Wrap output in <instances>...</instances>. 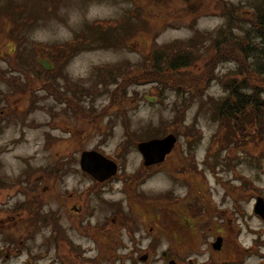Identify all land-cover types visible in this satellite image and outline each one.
<instances>
[{
  "label": "rangeland",
  "instance_id": "374dc122",
  "mask_svg": "<svg viewBox=\"0 0 264 264\" xmlns=\"http://www.w3.org/2000/svg\"><path fill=\"white\" fill-rule=\"evenodd\" d=\"M256 8H264V0H0L1 56L9 59L17 47L14 64L33 77L43 68L35 60L48 59L44 76L75 96L85 112L102 114L93 126L55 89L43 81L29 84L0 58V73L24 83L0 79V248L15 245V264L47 252L38 264H76L65 239L99 264L225 259L233 253H213L210 246L224 231L227 240L263 249L264 219L246 201L264 197V143L213 156L226 82L240 78L231 58L218 57V43L234 44L248 32L256 44L264 42L252 29ZM230 27L234 35L226 42ZM78 37L82 43L62 60L59 53ZM147 51L166 55L159 76L130 84L109 109L116 81L139 70ZM180 52L192 61L173 71L169 63ZM209 65L217 66L215 72ZM170 133L177 140L173 154L143 178L148 168L138 145ZM90 150L114 157V178L99 183L81 169V154ZM129 176L137 187L127 185ZM85 189L82 197L70 194ZM227 206L249 214L237 221L243 229L223 225L218 210ZM30 207L32 216L23 213ZM55 224L64 233L59 249ZM255 254L248 261L261 252Z\"/></svg>",
  "mask_w": 264,
  "mask_h": 264
},
{
  "label": "trees",
  "instance_id": "16d2710c",
  "mask_svg": "<svg viewBox=\"0 0 264 264\" xmlns=\"http://www.w3.org/2000/svg\"><path fill=\"white\" fill-rule=\"evenodd\" d=\"M255 12L256 17L254 22H252V29L255 34L260 35L262 38H264V8H256ZM5 18H7V16H5ZM27 20L29 19L26 18L25 21ZM229 23L232 22L229 21ZM99 24H102V27L104 26L103 23ZM228 33V36L230 35V37L225 38L227 39L226 42L229 41L228 38H233L234 34H231V27L230 32ZM241 37L242 38L236 36L234 38L233 43L235 45H228L227 43H224L225 40H222L218 43V45H220L218 57L231 58L232 61L235 62L238 67L237 70L239 71L240 78L234 77L226 82V95L222 100L219 109L217 110V117L221 124V128L218 132L219 135L216 136V140L214 141V149L218 148L215 153L213 152L215 160H218L217 153H219V151L221 150H227L232 148L237 149L238 147L243 148V146L247 147L255 144L264 143V42H260L261 44H256L255 41L250 37L249 32ZM82 41L83 39L81 37H78L76 41H70L69 44L72 45V47L66 48L67 51L65 50V48H63V50L59 53L62 54L61 59H65V57L67 56V52L70 51L72 48H76L79 43H82ZM39 45H41L38 46L39 49H36L40 51L41 48H43L44 44ZM233 45L235 48H231ZM238 47H240V49H237ZM16 52L17 47H14L12 49V54H9V59L5 56H1V54L0 58L3 57L6 62L8 61L14 71H20L21 74L27 79L26 81H28L29 84L36 86L39 81H43V85H46L47 88L52 87L53 90L55 89V93L59 94L66 104H71L73 109L78 110L84 118H88L90 121H94L95 124L93 126L97 124L102 114L93 113L90 115L89 113H87L88 111L85 112L83 107L81 106V103L75 96L61 93L59 89L54 86L53 79L44 76L42 70L45 69L42 68L41 72H39L40 74H37V77H33L31 76L29 70L19 69L18 67H16V64H14V56L16 55ZM13 53L15 55H13ZM142 53H144V50L142 51ZM146 53L147 54L145 55V64L140 65V67H138L139 70L136 69V71H129L123 73L119 80L116 81V85L111 93L113 97L111 99L112 102L108 107L109 109L112 108L116 102H118L116 101V97L118 99L121 98L120 101H122V98H124V94L122 93H126V90L130 86V84H140L144 83L145 81H152L159 76L160 64L163 62L165 54L163 55L162 52H157L155 54L152 51H147ZM184 53L185 52L176 53L175 56H173L169 63V68L171 70H179L182 68H186L190 65L192 60L189 58V55H186ZM35 63L38 64L36 60ZM209 66L211 67L212 65ZM212 67L213 70L211 71L215 72V68L217 66ZM205 76L206 74L203 75L201 78L203 79ZM0 79L13 86L16 84H18L19 87L22 86V84L24 85L23 81L20 79L19 76L6 77L0 73ZM179 88L182 89L183 86H179ZM69 107L72 109L71 106ZM193 160L194 158H191V162H193ZM230 164L233 165L231 162ZM147 173L148 171H145L141 176L145 178ZM130 178L131 177L129 176L126 179L129 181ZM135 178L136 177L132 178L127 183L129 187L138 186V182H135L137 179ZM242 178L243 181H247V178ZM141 181L142 180L140 179L139 182ZM31 209V207L26 208L23 213L32 216L33 214L31 212ZM43 220V223H49L47 219ZM55 226L59 236L56 243L58 245V248H60V244L63 242H60V238L62 237V235L64 236V233L58 224H55ZM85 233L93 234V231L87 230V232ZM65 242L70 248L71 255L73 256L72 260L74 263L99 264L97 262L84 258L82 256V251H79L76 248L77 246L80 247L79 245L69 241L68 239H65ZM101 248L103 247L101 246ZM63 262L64 264H70L65 261Z\"/></svg>",
  "mask_w": 264,
  "mask_h": 264
},
{
  "label": "flooded vegetation",
  "instance_id": "af4514ba",
  "mask_svg": "<svg viewBox=\"0 0 264 264\" xmlns=\"http://www.w3.org/2000/svg\"><path fill=\"white\" fill-rule=\"evenodd\" d=\"M208 201L212 205H214V203H215L211 199H208ZM246 203L248 205L250 203H252L253 209H254L255 208L254 206L256 203V198L250 196V198L247 199ZM216 206L218 207L217 204H216ZM219 213L223 217L222 220L226 221L223 223V225L224 224H228L229 226L235 225L236 230H238L239 228L243 229L242 225L238 224V222H237L238 219L239 218L243 219V218L249 216L248 213H246L240 207H236V206H232V207L227 206V210H221L219 208L218 214ZM0 235H1V232H0ZM226 235H227L226 231H224V234L223 233L221 235L217 234V236H216L217 240L221 239L222 243L220 244V247H217L214 245V243L217 240L211 241L210 246H211V248L215 249V250H211V251L213 253H217V254H221L222 252L233 253V254H231L228 258H225V259H221L220 257H218V259H215L212 256H210V258L208 260L204 261L203 264H264V247L263 246H262L263 249H261V250L256 249L255 246H252L249 248L247 246H243V245L239 244L237 240H232V241L229 239L227 240ZM236 238H238V237L236 236ZM228 241H229V244L235 241L236 246L234 249L228 250V246H229ZM257 252H261V254L258 255V259L256 261H248V259L251 257H253L254 259L257 258L256 254H255ZM18 253H19V250H16L14 244H12L9 247L8 246L5 247L4 250L0 248V264H11V262H13V264H15V262L17 263V259L20 257V254H18ZM58 253H59V251H58ZM169 253L171 255L175 254L171 250L169 251ZM47 255L50 256V253L47 252V253H41L40 255L35 254V255H30L28 257L25 256V260L22 262V264H38L39 259L46 257ZM52 259H54V258L51 257V260H49V262H52L53 261ZM193 263H194V260L190 259L188 264H193ZM50 264H56V260L54 259V263H50Z\"/></svg>",
  "mask_w": 264,
  "mask_h": 264
},
{
  "label": "water",
  "instance_id": "95a60500",
  "mask_svg": "<svg viewBox=\"0 0 264 264\" xmlns=\"http://www.w3.org/2000/svg\"><path fill=\"white\" fill-rule=\"evenodd\" d=\"M147 99L151 102L157 100L152 97H147ZM176 142V137L169 135L163 139L143 142L138 145V149L143 155L145 165L149 166L163 162L173 150ZM80 165L83 171L89 173L100 182L110 179L117 173V165L95 151H84L81 155ZM256 211L264 218V201L262 198L258 199ZM170 264H174V262Z\"/></svg>",
  "mask_w": 264,
  "mask_h": 264
}]
</instances>
